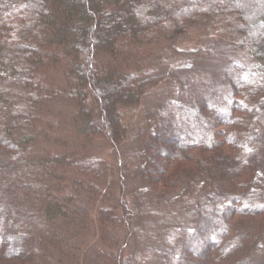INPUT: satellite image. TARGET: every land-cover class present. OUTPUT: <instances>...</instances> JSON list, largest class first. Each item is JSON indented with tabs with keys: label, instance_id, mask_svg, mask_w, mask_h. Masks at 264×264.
I'll return each mask as SVG.
<instances>
[{
	"label": "trees",
	"instance_id": "16d2710c",
	"mask_svg": "<svg viewBox=\"0 0 264 264\" xmlns=\"http://www.w3.org/2000/svg\"><path fill=\"white\" fill-rule=\"evenodd\" d=\"M248 1L0 0V264L264 254V0L250 14ZM227 13L244 59L222 88L144 108L154 76L194 49L179 34ZM52 105L71 110L54 133Z\"/></svg>",
	"mask_w": 264,
	"mask_h": 264
},
{
	"label": "rangeland",
	"instance_id": "374dc122",
	"mask_svg": "<svg viewBox=\"0 0 264 264\" xmlns=\"http://www.w3.org/2000/svg\"><path fill=\"white\" fill-rule=\"evenodd\" d=\"M257 4L261 6L263 0H249L248 7L246 8L247 13L250 14L253 11V7ZM13 11L15 14H18L17 9ZM236 25L237 19H235L233 13H227L220 17L197 16V19L188 25L187 30L178 36V41L183 44L184 48L193 47V51L187 52V59H184L185 63L180 68H177L176 71L165 70L166 73L160 72L154 76L155 80L153 82L158 84L155 87L149 88L150 90L145 94L143 99L144 108H148V106L155 104L159 100L172 97L169 94L171 92L175 93L177 88L181 89V87L190 92H193V89H197V86L202 87V89L198 90L197 94L202 92L200 90L209 92V89L212 92H218V89L222 88V83H225L223 75L226 62L229 60L243 61L244 59L243 53L237 50L234 43ZM147 82L153 83L151 80ZM191 85H193L192 89ZM194 93L196 94V92ZM174 98H178V96H174ZM51 109L53 113H50L48 117L49 122L45 123V127L42 125V129L43 131L50 130V132L54 133L58 128V124H62L63 126L67 124V117L71 110L68 111V106L64 108L60 105H52ZM140 117H142L141 114ZM136 122L139 124L141 118L137 119L135 117V124ZM133 128L131 125L130 136L135 135L136 131ZM50 141H52L51 138H44V140L39 141V144L42 146ZM99 147V154L105 161H108L107 163L113 165L116 160V152L106 143L101 144ZM77 210L82 213L84 211L83 204H80ZM253 262L254 264H264V254L262 255L261 253L255 256Z\"/></svg>",
	"mask_w": 264,
	"mask_h": 264
}]
</instances>
